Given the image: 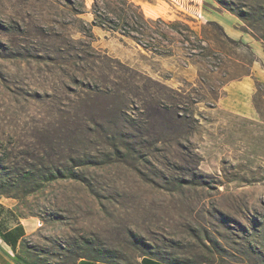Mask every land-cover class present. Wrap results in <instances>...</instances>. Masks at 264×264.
<instances>
[{
    "label": "rangeland",
    "instance_id": "1",
    "mask_svg": "<svg viewBox=\"0 0 264 264\" xmlns=\"http://www.w3.org/2000/svg\"><path fill=\"white\" fill-rule=\"evenodd\" d=\"M126 1L0 0L6 255L264 264V2Z\"/></svg>",
    "mask_w": 264,
    "mask_h": 264
},
{
    "label": "crops",
    "instance_id": "2",
    "mask_svg": "<svg viewBox=\"0 0 264 264\" xmlns=\"http://www.w3.org/2000/svg\"><path fill=\"white\" fill-rule=\"evenodd\" d=\"M8 207L0 201V264H16L14 261L6 255V253L13 251L12 242L13 239H17L15 243V252L18 250L20 242L26 238L33 230V223L30 221L25 225L23 220L18 219L13 225L6 226L5 220L6 209ZM5 236L6 240L1 238V235ZM75 264H109L101 261H92L87 259H79ZM139 264H169L167 262L158 260L151 256H143ZM205 264V263H202Z\"/></svg>",
    "mask_w": 264,
    "mask_h": 264
},
{
    "label": "trees",
    "instance_id": "3",
    "mask_svg": "<svg viewBox=\"0 0 264 264\" xmlns=\"http://www.w3.org/2000/svg\"><path fill=\"white\" fill-rule=\"evenodd\" d=\"M120 2H122V4H128V9L130 10V14H123V17L120 19V21L125 25V26H127L129 29H130V27H132V25L134 24H137V22L135 21V18L133 17V14H135L136 12H139L138 13V20L141 22V23H144V24H148V23H151L152 21L151 20H149V19H145L144 18V16H143V14H142V12L140 11V9L137 7V6H135V4L134 3H132V2H128V1H126V0H119ZM263 2H264V0H262ZM264 4V3H263ZM230 12L232 13V14H236L237 15V13H241L240 12V7L239 8H234V9H232V10H230ZM243 13V12H242ZM241 13V14H242ZM251 15H257L258 16V18L259 19H264V11H261L260 9H258V10H252V13H251ZM242 19H243V14H242ZM101 20L99 21L98 20V15L94 12V19H93V21H92V23H91V26H100V27H104L105 26V22L107 23V22H109V23H112L113 22V20H111L110 18H108V16H105V17H102L101 16V18H100ZM105 21V22H104ZM110 29H113V28H110ZM133 31H135V30H133ZM124 34H126V36H129L131 39H133L135 42H139L140 40H137V38H136V36H134L133 34H130L131 32H123ZM133 33V32H132ZM135 33H137V34H140L142 37L144 36V35H146V33L147 32H135ZM153 33V32H152ZM193 33V36H195V37H199V36H197L194 32H192ZM155 34H157V32H155ZM180 34V33H179ZM181 35V34H180ZM147 36H150V35H147ZM159 36L160 37H162V38H164V35H162V34H159ZM255 40H257V41H259V42H261V43H263L264 44V35H262V36H252ZM150 38L151 39H153L152 38V36H150ZM198 42H200L199 44H201L202 45V43H203V41H201L200 39H199V41ZM146 46H144V48H145ZM201 49L203 50H205V48H203V46H201ZM6 193L5 192H2L1 190H0V196H3V195H5ZM1 238L3 239V240H6L5 239V236L2 234L1 235ZM24 240V239H23ZM23 240L20 242V244H19V247H21V244H22V242H23ZM16 241H17V239H13V242H12V250L13 251H15V243H16ZM18 247V248H19ZM155 258V257H154ZM83 259H85V258H83ZM157 259V258H156ZM87 260H92V259H87ZM159 260V259H158ZM92 261H99V260H92ZM162 261V260H161ZM101 262H105V261H101ZM106 263H108V262H106ZM168 263V262H167ZM202 263H205V264H207L206 262H202ZM202 263H200V264H202ZM109 264H112V263H109ZM169 264H172V263H169Z\"/></svg>",
    "mask_w": 264,
    "mask_h": 264
}]
</instances>
